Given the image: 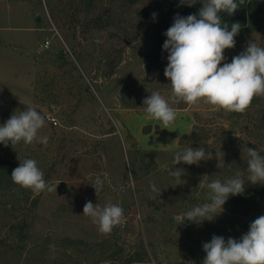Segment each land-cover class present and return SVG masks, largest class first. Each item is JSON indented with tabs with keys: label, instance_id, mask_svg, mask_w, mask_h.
<instances>
[{
	"label": "rangeland",
	"instance_id": "obj_1",
	"mask_svg": "<svg viewBox=\"0 0 264 264\" xmlns=\"http://www.w3.org/2000/svg\"><path fill=\"white\" fill-rule=\"evenodd\" d=\"M182 13L167 0H0V125L32 107L49 138L47 146L0 144V264H202L214 235L240 240L264 215V196L256 211L230 196L212 221L185 220L208 202L201 182L234 177L231 164L248 177L236 168L247 165L248 148L264 151V97L243 114L172 103L164 33ZM234 39L224 62L249 42L264 47V22ZM153 92L177 112L168 129L145 112ZM188 147L211 159L174 165ZM25 159L56 191L12 181ZM175 168L180 185L169 175ZM88 201L120 205L124 222L101 234L83 215Z\"/></svg>",
	"mask_w": 264,
	"mask_h": 264
},
{
	"label": "clouds",
	"instance_id": "obj_2",
	"mask_svg": "<svg viewBox=\"0 0 264 264\" xmlns=\"http://www.w3.org/2000/svg\"><path fill=\"white\" fill-rule=\"evenodd\" d=\"M203 7L197 15L187 17L177 15L174 23L168 28L167 39L163 49L168 54V64L164 70L170 81L172 103L184 102L195 106L201 101L229 113H245L256 97H264V47L249 42L246 50L224 62L226 49L235 47V37L240 24H223L220 13L233 14L244 0H200ZM192 6L197 0H181V4ZM153 18L155 13L152 14ZM222 65V66H221ZM146 114L163 124L168 129L177 119L176 110L159 92L151 93L143 101ZM46 118L35 108L29 107L11 117L0 125V144L8 146L23 142L31 145L40 143L47 146L48 137L40 136ZM206 156L208 157L206 159ZM247 172L249 183L264 184V156L256 149L248 148ZM211 159L203 148L188 147L177 151L173 164H199L202 160ZM218 166V165H217ZM169 175L175 178L176 185L181 184L183 169L171 170ZM12 181L34 193L52 192L55 188L44 179V173L34 159L20 162L11 173ZM96 194L101 192L103 181L97 177L94 184ZM200 188H206L208 202L197 205L187 211L185 220L201 223L212 221L222 212L223 205L230 196L242 194L245 181L242 173L221 181L201 182ZM153 191H158L155 185ZM83 215L91 218L101 234L109 235L113 229L124 222V210L118 204L108 203L103 207L91 201L85 203ZM206 253L202 264H264V215L256 218L249 231L240 240L222 236H213L210 242L203 244Z\"/></svg>",
	"mask_w": 264,
	"mask_h": 264
},
{
	"label": "trees",
	"instance_id": "obj_3",
	"mask_svg": "<svg viewBox=\"0 0 264 264\" xmlns=\"http://www.w3.org/2000/svg\"><path fill=\"white\" fill-rule=\"evenodd\" d=\"M168 2H176V7L179 6L181 9H183L182 17H187L190 14L197 15L199 18V10L203 7L202 2L200 0H197V3H195L192 6H188L186 3L181 4V0H167ZM239 3V0H237ZM248 3V14H249V23L248 25L244 26L240 24V27L249 29L251 27H254L257 22H264V0H244V3ZM175 7V6H174ZM244 7H246L244 5ZM222 24H226L228 26H231L234 23H226L222 21ZM257 98V97H256ZM195 134V133H193ZM235 140V138H233ZM259 154L264 156L263 150H258ZM234 168V167H233ZM232 164L226 167L227 172L230 174L236 173L235 171H231ZM240 171H247V165L243 164L239 168ZM245 181V189L242 194L231 196L232 201L235 205H243L245 207H251L253 210H258L260 208L261 199L264 196V184H251L249 183L248 179L244 177ZM259 190V191H258Z\"/></svg>",
	"mask_w": 264,
	"mask_h": 264
},
{
	"label": "water",
	"instance_id": "obj_4",
	"mask_svg": "<svg viewBox=\"0 0 264 264\" xmlns=\"http://www.w3.org/2000/svg\"><path fill=\"white\" fill-rule=\"evenodd\" d=\"M219 15L221 21L226 23H239L244 26L248 25L249 23V14L247 7H238L236 11L231 15L226 12H222ZM37 20H39V18H37Z\"/></svg>",
	"mask_w": 264,
	"mask_h": 264
}]
</instances>
